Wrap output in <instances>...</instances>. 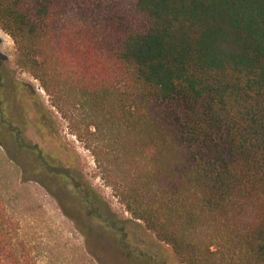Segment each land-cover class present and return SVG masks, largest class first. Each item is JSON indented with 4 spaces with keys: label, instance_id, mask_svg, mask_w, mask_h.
Listing matches in <instances>:
<instances>
[{
    "label": "trees",
    "instance_id": "16d2710c",
    "mask_svg": "<svg viewBox=\"0 0 264 264\" xmlns=\"http://www.w3.org/2000/svg\"><path fill=\"white\" fill-rule=\"evenodd\" d=\"M0 27L56 109L79 103L92 127L117 130L120 170L140 180L123 183L122 203L179 264H264V0H0ZM53 114L0 53V146L24 179L65 211L60 193L73 201L94 255L100 241L129 264H170L28 138L51 132ZM0 264H37L2 207Z\"/></svg>",
    "mask_w": 264,
    "mask_h": 264
},
{
    "label": "rangeland",
    "instance_id": "374dc122",
    "mask_svg": "<svg viewBox=\"0 0 264 264\" xmlns=\"http://www.w3.org/2000/svg\"><path fill=\"white\" fill-rule=\"evenodd\" d=\"M0 53L8 58L16 78L31 84L42 102L52 111L56 127L50 132L44 127L40 133L34 127L27 131L28 138L83 172L87 182L98 192L111 208L123 219H130L127 232L133 245L151 248L167 258L170 264H179L171 248L158 243L155 236L140 220H134L122 203L120 191L124 182L140 184L139 178L121 171L124 158L122 143L116 129L92 127V117L79 103L61 102V109L52 105L51 98L42 89L39 80L30 72L29 64L16 50V45L0 27ZM137 167V165H135ZM134 167V168H135ZM128 169V168H126ZM132 171V167L130 168ZM133 174L137 175V170ZM66 211L73 215L79 209L60 193ZM0 207L7 210L19 225V238L32 250L37 264H129L124 257H115L109 248L95 241L94 255L87 248V239L66 214L58 198L40 183L24 179L22 167L11 160L0 146ZM70 205L74 208H70Z\"/></svg>",
    "mask_w": 264,
    "mask_h": 264
}]
</instances>
